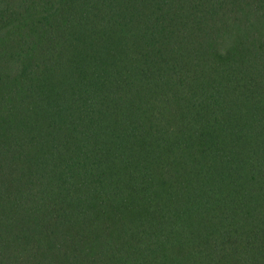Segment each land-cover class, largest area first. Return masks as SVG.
Segmentation results:
<instances>
[{"label": "trees", "instance_id": "16d2710c", "mask_svg": "<svg viewBox=\"0 0 264 264\" xmlns=\"http://www.w3.org/2000/svg\"><path fill=\"white\" fill-rule=\"evenodd\" d=\"M0 264H264V0H0Z\"/></svg>", "mask_w": 264, "mask_h": 264}]
</instances>
